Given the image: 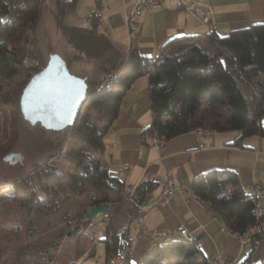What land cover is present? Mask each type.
Listing matches in <instances>:
<instances>
[{"label":"trees","instance_id":"1","mask_svg":"<svg viewBox=\"0 0 264 264\" xmlns=\"http://www.w3.org/2000/svg\"><path fill=\"white\" fill-rule=\"evenodd\" d=\"M41 1L0 0V96L16 78L7 95L19 99L31 75L41 68L34 64L24 66V60L39 64L43 59L27 35L38 20ZM76 1L56 0V4L72 8ZM99 21V15L92 10L87 14L88 26L67 28L68 40L77 50L99 58L98 70L82 76L87 83L82 104L87 102L91 112L79 111L74 123L68 126L64 149L50 155L45 163H34L33 175L16 179L9 198L38 210L44 200H53L64 192L79 194L89 186V204L78 212L75 234L81 233L91 220L86 213L88 206L100 202L125 204L118 195L123 190L122 181L101 161L104 127L99 124L107 126L113 120L124 91L138 77L148 74L152 122L144 131L156 132L163 140L196 129L238 131L232 144L242 146L245 136L264 134V23L233 29L224 36L211 30L171 38L160 46L158 56L151 61L138 54L131 42L121 52L105 32L98 31ZM75 33H85L92 41L84 45ZM103 45L104 49L110 48L109 52L100 49ZM122 68L123 78H117L116 72ZM108 72L115 79L106 83L103 79ZM155 185L157 182L150 179L140 181L133 190L135 200L144 199ZM228 185H239L232 169L206 170L193 176L188 186L219 217L225 229L239 237L250 233L253 246L264 232L260 228L263 216L256 214L254 196L241 190L227 192ZM111 222L108 218L103 237L98 239L104 247L101 264H133L129 259L128 222L119 233L109 231ZM256 226L259 228L255 229ZM160 241L135 264L209 263L193 241L183 237ZM247 260L248 256L236 264H245Z\"/></svg>","mask_w":264,"mask_h":264},{"label":"crops","instance_id":"2","mask_svg":"<svg viewBox=\"0 0 264 264\" xmlns=\"http://www.w3.org/2000/svg\"><path fill=\"white\" fill-rule=\"evenodd\" d=\"M201 1L205 7L201 16L186 11L183 0H162L161 5L152 12H144L128 21L125 20V12L135 0L92 2L94 6L90 11L95 10L99 15L98 31L105 32L116 45L126 47L125 51L131 42L138 54L149 57L151 61L158 56L160 46L171 38L204 34L211 30L224 36L233 29L264 23V0ZM103 16L107 23L103 21ZM82 22L79 26H88L87 16ZM125 22L130 34L128 43L123 45L106 25L116 28ZM151 122L148 74H145L135 79L124 91L113 120L107 126L103 123L100 125L104 127L101 161L111 174L122 181L123 190H127L128 186L134 190L140 181L150 179L157 182L145 196L151 197L159 191V180L163 175L171 177L177 186L167 200L150 208L142 221L145 234L137 238L133 237L139 226L135 206L123 200L125 204L110 205L107 213L113 223L123 220L125 225L128 222L131 262L135 264L141 261L158 243H154L146 232L184 226L195 239L187 233L183 236L178 232L172 237L193 241L209 261L208 264H213V259L224 258H234L236 264L247 256L245 264H264V232L252 246L250 233L239 237L225 229L219 217L197 199L188 186L193 176L206 170L232 169L237 173L239 185H228L226 191L241 190L251 194L255 182L264 184V134L245 136L242 146H238L232 144L238 131L197 134L196 130H192L167 140L162 139L163 144L157 146L151 143L153 132L144 131ZM118 195L121 199L122 192ZM262 204L264 206V200ZM260 228L264 231V215Z\"/></svg>","mask_w":264,"mask_h":264},{"label":"rangeland","instance_id":"3","mask_svg":"<svg viewBox=\"0 0 264 264\" xmlns=\"http://www.w3.org/2000/svg\"><path fill=\"white\" fill-rule=\"evenodd\" d=\"M92 2L77 0L74 7L67 8L64 5L57 6L56 0H42L38 20L27 35L43 59L39 60V64L37 61L30 63L24 60V66L34 64L42 67L48 54L57 52L67 60L69 70L74 74L88 76L98 70V57L77 50L68 40L67 33V28L83 23L94 6L95 2ZM103 21L107 23L104 16ZM106 27L123 45L128 43L130 33L127 22L116 28ZM83 34L86 37L77 33L74 36L82 44H90L92 38ZM105 46L100 49L107 53L110 48L104 49ZM116 47L121 52L126 49L122 45ZM123 73L122 68L116 72V76L120 78ZM15 81L16 78L7 84L0 96V264H99L103 260L104 247L98 239L103 237L104 225L95 230L85 227L78 234L73 232L79 210L89 204L88 196L92 193L89 186L79 194L69 192L66 195L64 192L53 200H44L45 203L38 210L9 199L12 183L16 179L33 175L34 163H45L50 155L57 154L62 147L64 149L69 130L68 126L47 129L25 119L19 108V99L7 95V90L15 86ZM79 111L91 112V109L84 102ZM16 152L23 158L17 160L12 156L13 162H10L8 153ZM41 198H44L43 194ZM102 215L98 213L91 219L97 220ZM124 223L123 220L111 222L109 231L119 233ZM92 249L94 254L90 255Z\"/></svg>","mask_w":264,"mask_h":264},{"label":"water","instance_id":"4","mask_svg":"<svg viewBox=\"0 0 264 264\" xmlns=\"http://www.w3.org/2000/svg\"><path fill=\"white\" fill-rule=\"evenodd\" d=\"M85 78L72 73L65 59L57 52L48 54L45 64L34 72L19 95V108L25 119L47 129H61L74 123L86 97ZM22 159L16 153H8ZM13 162V159L10 160ZM109 210L108 202L86 208L90 218Z\"/></svg>","mask_w":264,"mask_h":264},{"label":"built area","instance_id":"5","mask_svg":"<svg viewBox=\"0 0 264 264\" xmlns=\"http://www.w3.org/2000/svg\"><path fill=\"white\" fill-rule=\"evenodd\" d=\"M63 1H70V0H63ZM95 3L101 1V0H91ZM162 0H135V2L132 4L131 8L125 12V20L128 21L132 17H138L144 12H152L155 8L159 7L161 5ZM183 8L188 11L192 12L194 14H197L198 16H201L204 12V3L201 0H183ZM109 73L108 72L103 82L107 81L109 79ZM197 134H199L197 131H195ZM163 140L159 138V136L156 134V132H153V139L151 141L152 144H155L157 146H161L163 144ZM177 189V186L173 183V180L171 177L167 175H163L159 180V191L148 198H144L141 201L135 200L133 196V187L128 186L127 190H122V197L121 199L123 201H129L135 206V209L137 211V220L139 223L138 228L133 234L134 238H137L138 236H141L145 234L143 232V218L146 216L147 212L155 206L157 203L167 200L170 195H172L175 190ZM253 190H257L259 197H260V204H259V218L263 216L264 214V208L262 204V200H264V184L260 182H255L252 185ZM110 205V202H108ZM108 219V213H103V215L97 219V220H90L87 223V226L90 230H95L98 226L104 225L105 222ZM258 227V226H256ZM169 232H184L187 233V235L191 236L187 229L184 226H177L176 228H172L170 230H160V231H149L146 232L147 235H149L154 243L157 242L158 239H162L163 237L167 236ZM193 239H195L193 236H191ZM213 264H235L234 258H224V259H213Z\"/></svg>","mask_w":264,"mask_h":264},{"label":"bare ground","instance_id":"6","mask_svg":"<svg viewBox=\"0 0 264 264\" xmlns=\"http://www.w3.org/2000/svg\"><path fill=\"white\" fill-rule=\"evenodd\" d=\"M114 75L112 73H109V79L107 81H105L106 83L107 82H110L112 80H114ZM196 131L198 133H203V132H207V130H204V129H196ZM210 132V131H209ZM251 195L255 197L256 199V202H255V211H256V214L259 216V204H260V197H259V194L257 192V190H251ZM180 235H183V234H186L184 232H178ZM176 232H171V233H168L167 236L163 237L162 239H158L157 241H160V240H168L170 239V237L172 236H176ZM178 234V235H179ZM185 236V235H183ZM189 236V235H188ZM191 237V236H190Z\"/></svg>","mask_w":264,"mask_h":264}]
</instances>
